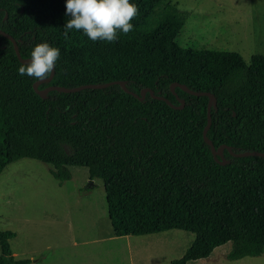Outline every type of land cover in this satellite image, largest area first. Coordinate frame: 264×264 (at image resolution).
<instances>
[{
    "label": "trees",
    "instance_id": "16d2710c",
    "mask_svg": "<svg viewBox=\"0 0 264 264\" xmlns=\"http://www.w3.org/2000/svg\"><path fill=\"white\" fill-rule=\"evenodd\" d=\"M139 16L117 42H93L81 31L64 38L66 0H0V29L31 58L43 42L60 49L50 86L68 89L115 81L119 85L77 93L34 90L38 82L19 75L23 65L13 43L0 35V176L8 166L31 159L52 166L63 185L69 167H84L91 181H103L114 235L148 236L173 230L195 238L170 264L210 258L232 244L228 260L264 255V158L217 159L205 143L207 96H192L171 85L211 93L208 137L216 150L264 153V56L247 65L237 52L191 50L178 40L187 14L165 0H131ZM7 16V18H6ZM178 97V98H177ZM226 161V165L222 162ZM12 231L0 229V264H31L13 255Z\"/></svg>",
    "mask_w": 264,
    "mask_h": 264
},
{
    "label": "rangeland",
    "instance_id": "374dc122",
    "mask_svg": "<svg viewBox=\"0 0 264 264\" xmlns=\"http://www.w3.org/2000/svg\"><path fill=\"white\" fill-rule=\"evenodd\" d=\"M187 14L177 44L191 50L239 53L249 65L264 56V0H165ZM53 167L23 159L0 176V229L12 231L13 255L31 264H170L195 236L180 230L143 237H116L103 181L84 167H69L60 185ZM232 244L200 264H264L258 258L228 260ZM1 256V249H0Z\"/></svg>",
    "mask_w": 264,
    "mask_h": 264
},
{
    "label": "clouds",
    "instance_id": "9594fccd",
    "mask_svg": "<svg viewBox=\"0 0 264 264\" xmlns=\"http://www.w3.org/2000/svg\"><path fill=\"white\" fill-rule=\"evenodd\" d=\"M66 15L70 17L64 26L66 40L69 31L74 29L93 42L114 43L119 33L127 35L133 30L132 21L139 16V7L131 0H66ZM59 58V48L47 42L39 43L31 52V60L18 69L19 75L45 80Z\"/></svg>",
    "mask_w": 264,
    "mask_h": 264
},
{
    "label": "water",
    "instance_id": "95a60500",
    "mask_svg": "<svg viewBox=\"0 0 264 264\" xmlns=\"http://www.w3.org/2000/svg\"><path fill=\"white\" fill-rule=\"evenodd\" d=\"M6 18H7V16H6ZM0 35L4 36L5 38H7L8 40H10L13 43L15 53H16L19 61L23 65L27 64L31 60V58L24 59L21 56L19 46H18V42L10 34L4 32L3 30L0 29ZM54 77H55V69L47 79L38 81L34 84L35 92L39 96H41L42 98H46L47 94L50 92H60V93L71 94V93H77V92H80L83 90H100V89H105V88H108L111 86L119 85L125 93L135 97L136 99H138L140 101H144L146 98V94L150 93L152 98L166 102L168 104V106H170L171 108L183 109L185 106V102L182 101L181 99H179L178 97L177 98H178V101L181 103V106L176 107L167 98H165L163 96H156L154 94V92L150 89L142 90L141 94L138 95V94L130 91L126 86V83L122 82V81H115V82L101 84V85H93V84L92 85H85V86H80V87L73 88V89H68V88H63V87H58V86H50V87L43 89V90H41L39 88L43 84L51 83L53 81ZM176 88H180L181 90H183L184 92H186L192 96H207L209 98V102H208V124H207L206 128L204 129L203 136H204L205 143L211 147L213 156L216 159L218 156H222L225 149H228L234 158H244V157H248V156H258V157L264 158V153H260V152H245V153L235 154L227 146H222L221 148L216 150L213 142L209 139L207 134H208V131L212 125V114H211L212 106H215V107L217 106V99L211 93L194 92V91L190 90L188 87H186L185 85L178 84V83L171 85V91L174 93L175 96H177V94L175 93ZM226 164H227L226 161L222 162V165H226Z\"/></svg>",
    "mask_w": 264,
    "mask_h": 264
},
{
    "label": "crops",
    "instance_id": "0c3cea01",
    "mask_svg": "<svg viewBox=\"0 0 264 264\" xmlns=\"http://www.w3.org/2000/svg\"><path fill=\"white\" fill-rule=\"evenodd\" d=\"M185 25H186V23H185ZM184 27H185V26H184ZM212 50H213V49H212ZM219 51H222V50H219ZM230 52H231V51H230ZM126 237L128 238V237H135V236H126ZM138 237H143V236H138ZM186 251H187V250H186ZM186 251H185V252H186ZM206 260H207V259H206ZM201 261H202V260H201ZM201 261L190 262V263H188V264H200Z\"/></svg>",
    "mask_w": 264,
    "mask_h": 264
}]
</instances>
